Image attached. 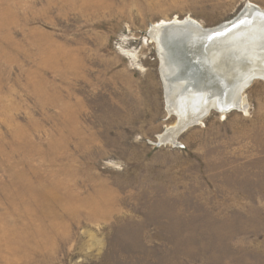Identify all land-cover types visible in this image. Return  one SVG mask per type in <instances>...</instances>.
Masks as SVG:
<instances>
[{
    "label": "rangeland",
    "instance_id": "obj_1",
    "mask_svg": "<svg viewBox=\"0 0 264 264\" xmlns=\"http://www.w3.org/2000/svg\"><path fill=\"white\" fill-rule=\"evenodd\" d=\"M248 2L0 0V264H264V82L159 141L149 36Z\"/></svg>",
    "mask_w": 264,
    "mask_h": 264
},
{
    "label": "bare ground",
    "instance_id": "obj_2",
    "mask_svg": "<svg viewBox=\"0 0 264 264\" xmlns=\"http://www.w3.org/2000/svg\"><path fill=\"white\" fill-rule=\"evenodd\" d=\"M255 9L264 12V9H261V7L248 2L241 13L243 12L244 15H247L253 12ZM243 14L241 16H243ZM227 22L228 21L222 22L211 27H204L189 16V18H184L183 20L173 19L172 21L162 22L161 24L152 23L149 30V36L151 40L155 42L159 55H157L159 59V75L164 87L167 109L170 113H176L178 118V125L174 128H169L163 134H160L159 141L177 144L176 137L181 131H183V129L193 124H198L202 118L211 111L209 110L211 107L218 108L217 105H222L217 102V97H221V88L219 85L220 79L225 80V78H228L230 80L226 81L227 84H230L231 86H229L228 91L224 94L225 96L229 97L230 101L228 100V102H233L237 109H240L244 106V91L235 89L233 86V80L235 78L231 77V72H226V74L224 73L225 63L222 62L223 60H220L219 57L218 63H215L212 66V69L217 73H223L225 76L221 74V77L218 80H213L217 74L213 75L212 73H208L209 69H207L203 74L208 73V77L211 79L213 76V78L212 82H210L211 80L206 81L203 79L206 89H195L189 84L191 80L189 82L187 79H182L184 77L181 76L183 66H181L182 61L178 60L177 55L182 56L184 53H186V55L189 53L191 59L195 57L197 60H199V55L196 54V52L194 53L192 49V47L195 46V43H197L196 40H202V38L209 37L210 33H204V31L208 28H212L210 30L214 31L221 28H217V26H220V24H226ZM263 22L264 19L261 20L255 18L253 21L249 20L245 23V25L243 24V26L246 28L233 29L238 30V33H236V31V34L230 37L228 45L226 44L223 50L219 49V52H222L223 54L233 53L234 55L242 53L241 49L237 51L236 48L241 46L240 44H237L239 43V40H237L238 37L242 35L252 36V34H250L251 32H249L251 27H254L253 30L257 31ZM257 33H259L258 35H261L260 32ZM226 36L227 35L216 38L224 39ZM200 62L203 64L202 61ZM236 70L239 72V68H236ZM201 81L202 79L200 82ZM195 82L199 83L198 77L195 79ZM222 113L227 112L222 111Z\"/></svg>",
    "mask_w": 264,
    "mask_h": 264
},
{
    "label": "water",
    "instance_id": "obj_3",
    "mask_svg": "<svg viewBox=\"0 0 264 264\" xmlns=\"http://www.w3.org/2000/svg\"><path fill=\"white\" fill-rule=\"evenodd\" d=\"M243 8L236 15V17L229 20L226 24H220V26H217V28H221L214 31L210 30L212 28H208L207 30H205L204 33H210L209 37L202 38V40H196L197 43H195V46L192 47V49L194 53L196 52V54L199 55V60H197L195 57L191 59L189 53L188 55H186V53H184L182 56L177 55L178 60L182 61L181 66H183V68L181 71V76L184 77L182 79H187L189 80V82L191 80L189 84L192 85L195 89H206L203 79L206 81L211 80L210 82H212L213 76L210 79L208 77V73H212L213 75L217 74L215 75L213 80H218L221 77V74L225 76L223 73H217L212 69V66L215 63H218L219 59L223 60L222 62L227 64H224V73L226 74V72H231V77L235 78L233 80V86L235 87V89L243 91L255 80H261L264 82V22L261 23L257 31L253 30L254 27H251V30L249 32H251L250 34H252V36L242 35L238 37L237 40H239V43L237 44H240L241 46L236 48L237 51L241 49L242 53L234 55L233 53L223 54L222 52H219V49L223 50L226 44L228 45L230 37L238 33V30L233 29L244 28L245 26H243V24L245 25L247 21H253V19L255 18L261 20L264 19V12H262L261 10L255 9L253 12L244 15L243 12L241 13ZM242 14L243 16H241ZM257 32H260L261 35H258L259 33ZM224 35H227L224 39L216 38ZM200 61H202L203 64H201ZM236 68H239V72L236 70ZM207 69H209V72L203 74ZM197 77L199 79V83L195 82V79ZM201 79L202 81L200 82ZM227 80L229 79L225 78V80H219L221 97H217V102L222 105H217L219 109L211 107L209 110L229 112L233 109H237L233 102H228V100L230 101L229 97L224 95L228 91L229 86H231L230 84H227Z\"/></svg>",
    "mask_w": 264,
    "mask_h": 264
}]
</instances>
